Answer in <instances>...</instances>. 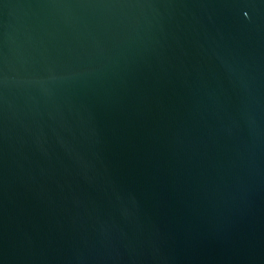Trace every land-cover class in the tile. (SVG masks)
Here are the masks:
<instances>
[{
  "label": "water",
  "instance_id": "obj_1",
  "mask_svg": "<svg viewBox=\"0 0 264 264\" xmlns=\"http://www.w3.org/2000/svg\"><path fill=\"white\" fill-rule=\"evenodd\" d=\"M0 264H264V0H0Z\"/></svg>",
  "mask_w": 264,
  "mask_h": 264
}]
</instances>
